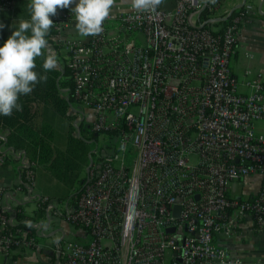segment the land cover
<instances>
[{
  "label": "built area",
  "instance_id": "built-area-1",
  "mask_svg": "<svg viewBox=\"0 0 264 264\" xmlns=\"http://www.w3.org/2000/svg\"><path fill=\"white\" fill-rule=\"evenodd\" d=\"M20 1L0 0V12L14 14ZM239 8L256 9L246 0H175L171 11L137 12L129 1L86 38L71 10L50 17L49 47L71 85L65 93L83 108L70 103L73 125L87 124L96 141H85L95 147L80 194L61 206L35 194L36 163L7 150L20 174L11 191L39 203L43 219H19L18 207L0 205L2 252L38 247L57 216L77 240L63 232L55 264H255L214 243L244 215L264 230V133L255 130L264 80L246 79L242 92L232 70L247 19H227ZM5 141L0 135V152ZM249 175L261 177L257 194L232 197L231 183Z\"/></svg>",
  "mask_w": 264,
  "mask_h": 264
},
{
  "label": "trees",
  "instance_id": "trees-1",
  "mask_svg": "<svg viewBox=\"0 0 264 264\" xmlns=\"http://www.w3.org/2000/svg\"><path fill=\"white\" fill-rule=\"evenodd\" d=\"M19 8L17 5V15ZM28 15L30 17L27 8ZM236 15L247 19L252 16V13H244L243 9L239 8L238 11H233L227 20ZM227 20L220 23H226ZM48 37V43L51 44L52 41ZM4 42L3 37L0 36V46H3ZM45 55H47V50H45ZM43 62L44 57H38L34 70L41 75H47V81L37 84L31 94L20 97L22 111L14 110L11 116L0 115V129L7 131L6 145L8 147L23 151L30 161L35 162L46 173L66 186L69 192L71 191L66 199L70 198L75 201L82 185L86 182L85 167L88 165L89 155L95 144L77 138L73 134V129L76 128L79 133L90 134L95 141L96 135L89 132V126L85 123H80L78 126L73 125L71 120L74 117L68 114L72 100L70 97L66 99L61 92V89L67 92L68 89L70 90V82L61 83V78L58 79L61 71L57 68L45 73ZM56 116L64 120L63 126L65 124L66 143L62 147H59L55 140ZM37 204V214H40L42 210L40 204ZM24 218L22 213L19 214V219ZM45 264L53 263L46 261Z\"/></svg>",
  "mask_w": 264,
  "mask_h": 264
},
{
  "label": "crops",
  "instance_id": "crops-1",
  "mask_svg": "<svg viewBox=\"0 0 264 264\" xmlns=\"http://www.w3.org/2000/svg\"><path fill=\"white\" fill-rule=\"evenodd\" d=\"M129 1L130 0H116L115 7L119 4L125 6L129 3ZM246 1L254 5L256 9L250 12L252 13V16L248 17L246 22H244L240 28L236 49L231 58V67L234 75L239 81V89L242 92H248L247 87L243 85V82L246 79L252 80L260 78L264 80V0ZM29 3L30 1L27 0H21L19 2L18 7H20V11L18 15L16 12L14 14L0 12V24L4 25L3 28H0V36L3 37L4 41L7 40L13 30L18 28V24L21 19H30L29 15L27 16V8ZM259 6H261V10L258 9ZM74 7L75 4L71 5L67 9L71 10ZM160 7L163 10L171 11L175 7V0H164ZM256 12L259 15H255L257 14ZM241 46L243 47V54L242 57H239V53L241 52L239 49ZM246 53L250 54L251 56L249 57L246 55ZM242 65H244L246 68H243ZM245 70L250 71V75L247 78L242 76ZM60 78L61 75L58 79ZM63 95L66 99L69 98L67 97V94ZM6 134V130L0 129V135L5 136L6 138ZM4 146L5 148L2 149V152H0V191L4 193L9 191L10 198H4V195L1 196L0 192V205L4 208L7 207V210L18 207L23 211V215L25 216L24 219H38L39 214H37V202L27 201L24 199L23 195L11 191V189L17 184L20 177L19 164L9 156L7 150H9L10 147L6 145V141ZM39 173L45 174L46 172L43 168L37 166L35 171V179L37 174L40 175ZM237 181L244 182L246 184L244 187V194L239 196H231L241 199L255 196L260 190L262 183L261 177L257 175H249ZM34 192L37 195L46 196L51 199L50 196L42 194L41 192H37L35 190ZM229 215L234 217L232 212H230ZM50 231L51 232L48 234L51 236V234L57 231V229L55 231ZM1 232L2 230L0 229V233ZM214 243L226 247L232 256L239 257L246 263L264 264V230L256 229L254 227L252 218L249 215H244L237 218L234 229L229 237H226L222 234L215 235ZM20 258H22L23 261L28 260L25 250L16 251L11 255H7L0 250V264H19L17 262H21ZM46 260L47 259H45V262Z\"/></svg>",
  "mask_w": 264,
  "mask_h": 264
},
{
  "label": "clouds",
  "instance_id": "clouds-1",
  "mask_svg": "<svg viewBox=\"0 0 264 264\" xmlns=\"http://www.w3.org/2000/svg\"><path fill=\"white\" fill-rule=\"evenodd\" d=\"M164 0H130L137 12H156ZM215 3V0H211ZM75 14V30L81 37L102 34L103 23L110 17L116 0H30V19H21L18 28L0 46V115L11 116L13 111H22L20 97L29 95L34 87L47 81V75L36 72V59L44 57L45 73L58 64L56 54L49 47L48 34L54 22L50 17L58 9L69 8ZM4 25L0 24V28ZM47 50V55H45Z\"/></svg>",
  "mask_w": 264,
  "mask_h": 264
},
{
  "label": "rangeland",
  "instance_id": "rangeland-1",
  "mask_svg": "<svg viewBox=\"0 0 264 264\" xmlns=\"http://www.w3.org/2000/svg\"><path fill=\"white\" fill-rule=\"evenodd\" d=\"M120 6H122V5H120ZM239 50L241 51V52L239 51L240 52L239 57H242L243 47L241 46V48ZM242 67L246 68L244 65H242ZM61 78H62L61 83H63V81H65L66 77H61ZM61 90H62L61 92L63 94H66L64 89H61ZM72 105L74 107L82 108V106H79L76 102H73ZM68 114L71 117L74 116L73 113L70 112V107H69ZM56 117L57 118H55V121H56V125H55V129H56L55 137L56 138H55V140H56V144L59 147H62L66 143V134L64 131L65 130V124L63 126L62 122H64V120L60 119L59 116H56ZM71 122L73 123V119L71 120ZM255 128L259 132H264V121L259 120V121L255 122ZM73 134L77 138L81 139L82 141L83 140L85 141L84 138H90V134H84L83 132L79 133V135H78V130L76 128L73 129ZM101 141H102L101 137H99L97 143L100 145ZM94 147H95V145H94ZM89 161H90V157H89ZM89 161H88V163H89ZM85 171H86V167H85ZM39 174L40 175H38V174L36 175V179H35V181H36L35 191L41 192L42 194L50 196L52 201L55 202L58 206H61V204L65 203V201L67 200L66 198H68L67 196L69 195V193L71 191L69 192V189L66 186H64L61 182L57 181L56 179H54L49 174H46V173L45 174L39 173ZM245 186H246V184L244 182L236 181V182L231 183V195L232 196L243 195ZM69 200L73 201L70 198H69ZM41 210H42V208H41ZM30 213H32V212H30ZM32 215H30V216H32ZM42 216H43V211H41V213L38 215V219L39 218L43 219ZM50 220H51V223H50L49 230L55 231L57 229V231H55L53 233V235H51L47 238H40L38 247H36L34 249H25V252L27 253V256H28V260L23 261V259L20 258L21 262H17V263H19V264H45V259H47L46 261H49V262H52L53 264H55L56 257H55V254H54L52 248L54 246V242L61 239L63 232L65 233V239L66 240H77L76 239L77 237L72 232H69V230L71 229V226L68 224V222L66 221V219L64 217L51 216ZM50 232L51 231H49L48 233H50ZM60 264H62V262Z\"/></svg>",
  "mask_w": 264,
  "mask_h": 264
},
{
  "label": "water",
  "instance_id": "water-1",
  "mask_svg": "<svg viewBox=\"0 0 264 264\" xmlns=\"http://www.w3.org/2000/svg\"><path fill=\"white\" fill-rule=\"evenodd\" d=\"M258 9L261 10V6H259ZM87 169H88V168H87ZM87 169H86V170H87ZM51 235H53V233H52ZM61 240H62V238L59 239V240H57V241H61Z\"/></svg>",
  "mask_w": 264,
  "mask_h": 264
}]
</instances>
